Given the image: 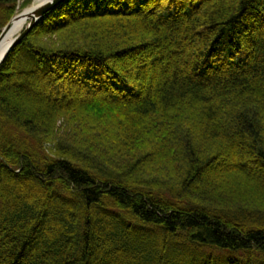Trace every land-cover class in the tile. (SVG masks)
Wrapping results in <instances>:
<instances>
[{"label":"trees","instance_id":"obj_1","mask_svg":"<svg viewBox=\"0 0 264 264\" xmlns=\"http://www.w3.org/2000/svg\"><path fill=\"white\" fill-rule=\"evenodd\" d=\"M0 264H264V0L49 10L0 65Z\"/></svg>","mask_w":264,"mask_h":264},{"label":"water","instance_id":"obj_2","mask_svg":"<svg viewBox=\"0 0 264 264\" xmlns=\"http://www.w3.org/2000/svg\"><path fill=\"white\" fill-rule=\"evenodd\" d=\"M65 0H42L39 4L31 9L27 15V26L26 28L19 34H17L11 43L6 47L3 51L0 48V65L8 55V53L13 49L21 39L44 17V15L51 9L57 7L60 3ZM17 13L11 18L8 24L4 27L3 31L0 34V46L3 39L6 37L7 33L10 31L14 20L16 19Z\"/></svg>","mask_w":264,"mask_h":264},{"label":"bare ground","instance_id":"obj_3","mask_svg":"<svg viewBox=\"0 0 264 264\" xmlns=\"http://www.w3.org/2000/svg\"><path fill=\"white\" fill-rule=\"evenodd\" d=\"M41 1L42 0H32L30 1V5H28L26 8L20 10L17 13L16 19L14 20L10 31L7 33L6 37L3 39L1 43L0 46L1 51H3L6 47H8V45L11 43L13 38L23 30V28L25 27L28 21L26 14H28V12H30L31 9L35 7L37 4H39Z\"/></svg>","mask_w":264,"mask_h":264},{"label":"rangeland","instance_id":"obj_4","mask_svg":"<svg viewBox=\"0 0 264 264\" xmlns=\"http://www.w3.org/2000/svg\"><path fill=\"white\" fill-rule=\"evenodd\" d=\"M30 1H32V0H20V1H18V3H17V8H16V13L17 12H19L20 10H22V9H24L25 7H27L28 5H30ZM26 26V25H25ZM193 246H196V245H193ZM197 247H199L198 249L199 250H194L197 254L198 253H201V250L200 249H203L204 247H202V246H197ZM206 250H208V249H206ZM207 253L208 252H211V251H206ZM195 257V260L198 262V263H203L204 262V259L203 258H198V259H196V255H194Z\"/></svg>","mask_w":264,"mask_h":264}]
</instances>
